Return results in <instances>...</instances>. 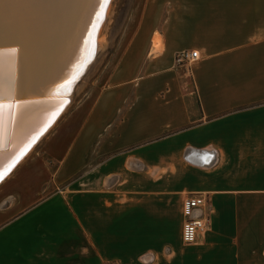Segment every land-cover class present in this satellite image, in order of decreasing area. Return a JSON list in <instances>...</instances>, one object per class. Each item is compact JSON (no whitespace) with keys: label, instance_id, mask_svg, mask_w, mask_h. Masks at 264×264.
<instances>
[{"label":"crops","instance_id":"obj_1","mask_svg":"<svg viewBox=\"0 0 264 264\" xmlns=\"http://www.w3.org/2000/svg\"><path fill=\"white\" fill-rule=\"evenodd\" d=\"M136 11L94 103L0 183V264H264V0ZM19 187L50 193L9 203ZM191 195L210 225L186 245Z\"/></svg>","mask_w":264,"mask_h":264},{"label":"bare ground","instance_id":"obj_2","mask_svg":"<svg viewBox=\"0 0 264 264\" xmlns=\"http://www.w3.org/2000/svg\"><path fill=\"white\" fill-rule=\"evenodd\" d=\"M100 5L101 0H0V38L20 45L7 44L0 51V104L5 105L0 108V183L68 108L73 84L67 80L53 92L49 88L63 74L69 77L70 59L87 52L92 41L99 49L92 17ZM60 58V74L28 98L34 85L59 66Z\"/></svg>","mask_w":264,"mask_h":264},{"label":"rangeland","instance_id":"obj_3","mask_svg":"<svg viewBox=\"0 0 264 264\" xmlns=\"http://www.w3.org/2000/svg\"><path fill=\"white\" fill-rule=\"evenodd\" d=\"M101 1V10L95 22V25L98 26H95V30L97 31V38L100 40L99 49H95L92 41L87 52L82 54V61L79 62V65H81L80 70L77 75L75 74L71 77L72 80L70 84L73 85L69 94L70 104L68 108L55 120L47 133L43 135L2 182L12 177L19 166L31 160L42 158L41 150L47 138L54 133L62 121L66 119L79 104L85 102L87 99H89L88 102L91 101V103H94L96 91L100 90L102 86L101 83H99V86H96V82L103 73L111 72L117 67L116 63L119 56L117 53L118 47L125 39L127 26L133 24V22L137 20L136 7L140 0ZM44 160H46V158H44ZM46 161L48 162V160ZM49 193V191H46L36 194L32 191H27L26 187H19L13 190L12 195L10 194L7 200L9 203L15 204L19 201L24 205L30 206ZM22 227L25 232H35L30 224Z\"/></svg>","mask_w":264,"mask_h":264},{"label":"built area","instance_id":"obj_4","mask_svg":"<svg viewBox=\"0 0 264 264\" xmlns=\"http://www.w3.org/2000/svg\"><path fill=\"white\" fill-rule=\"evenodd\" d=\"M199 59L197 51L180 52L176 55L177 65L190 64ZM210 214L208 204L202 196H188L182 204V241L186 245L195 244L198 237L205 233L210 225Z\"/></svg>","mask_w":264,"mask_h":264},{"label":"water","instance_id":"obj_5","mask_svg":"<svg viewBox=\"0 0 264 264\" xmlns=\"http://www.w3.org/2000/svg\"><path fill=\"white\" fill-rule=\"evenodd\" d=\"M101 3H102V1H101ZM93 6H95V3H92V6H91V9H93ZM90 9V10H91ZM100 10H101V5H100V7H98L97 9H96V11H95V13H94V17H92L93 18V24H94V27H95V22H96V18H97V16H98V14H99V12H100ZM87 16L85 17V19H84V22L89 18V16L91 15V12L90 11H88L87 12V14H86ZM84 24V23H83ZM91 25V24H90ZM90 27V26H89ZM7 44H11V43H8V42H6V40L5 39H1L0 38V51H5L4 49H2L3 47H6V45ZM11 45H14V46H16V47H19L20 45H18V44H11ZM69 47V46H68ZM67 47V48H68ZM73 48V47H72ZM80 49H83V48H80ZM11 50V49H10ZM72 50V49H71ZM79 52V51H78ZM69 53H71V51L69 52ZM78 54V53H77ZM82 54H83V51H82ZM81 56L82 55H80L79 57L78 56H75L73 59H70L71 61L69 62L70 64H69V67H68V69L66 70V73L68 72V74H69V77L66 79L65 78V75L63 74L62 76H61V79L60 80H58V81H54L55 83H52V86L49 88L50 90H49V92L50 91H54L57 87H59L60 85H62L64 82H66L67 80H69V81H71L72 79H71V77L74 75V71H75V67H77V65L79 64V62L81 61ZM66 61V60H65ZM61 62H63V59L62 58H60V61H58L57 62V64H59V66L56 68V67H54V69H52L50 72H49V75L48 76H46L47 77V79H45L46 81H44V80H40V81H38V83H36L35 85H34V87L31 89V91H29V93H28V98H31V96L30 95H33L34 94V92H36V91H38V93H41L40 91H42V89H43V86H45V82H48V81H50L51 80V78L53 79V76L54 75H59L60 74V70L62 69V68H60L61 67ZM65 63V62H64ZM71 70V71H70ZM57 79V78H56ZM30 101H33V103H38V102H36V101H38V100H30ZM33 103H28V104H33ZM7 150V149H6ZM4 151V150H3ZM2 151V152H3ZM6 152H8V151H6Z\"/></svg>","mask_w":264,"mask_h":264},{"label":"snow or ice","instance_id":"obj_6","mask_svg":"<svg viewBox=\"0 0 264 264\" xmlns=\"http://www.w3.org/2000/svg\"><path fill=\"white\" fill-rule=\"evenodd\" d=\"M3 107H5V105H4V104H0V108H3ZM7 107H8V108H11L12 105L9 104V105H7ZM21 155H23V153H21Z\"/></svg>","mask_w":264,"mask_h":264}]
</instances>
